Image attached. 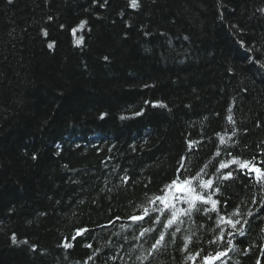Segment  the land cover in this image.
<instances>
[{
    "label": "trees",
    "instance_id": "trees-1",
    "mask_svg": "<svg viewBox=\"0 0 264 264\" xmlns=\"http://www.w3.org/2000/svg\"><path fill=\"white\" fill-rule=\"evenodd\" d=\"M254 168L264 0H0V264H264Z\"/></svg>",
    "mask_w": 264,
    "mask_h": 264
},
{
    "label": "snow or ice",
    "instance_id": "snow-or-ice-1",
    "mask_svg": "<svg viewBox=\"0 0 264 264\" xmlns=\"http://www.w3.org/2000/svg\"><path fill=\"white\" fill-rule=\"evenodd\" d=\"M132 6L133 7L136 6V0H132ZM81 23L83 24L85 22L82 21ZM49 47H52V45H49ZM105 59H107V58H105ZM221 167H227V165H221ZM242 167H247V165L246 164L242 165ZM253 170L256 172L258 178H260L262 175H264V170H262V169L254 168ZM230 175H231V173H229V176ZM208 183L210 185L211 181H209ZM173 184H174V186H175L177 191H184L185 190V185L187 184V182H185V185H181L178 181H174ZM196 198L202 200L204 203H208V200H205L204 197H202V196L201 197H196ZM212 203L215 204L216 201H212ZM131 219H133V220H142L143 217H131ZM229 223H231V221H229ZM221 255H224V253H220L218 256L214 257V259H219V256H221Z\"/></svg>",
    "mask_w": 264,
    "mask_h": 264
},
{
    "label": "rangeland",
    "instance_id": "rangeland-1",
    "mask_svg": "<svg viewBox=\"0 0 264 264\" xmlns=\"http://www.w3.org/2000/svg\"><path fill=\"white\" fill-rule=\"evenodd\" d=\"M181 185H183V184H181ZM186 190H187V185L185 186V190H184V191H186ZM181 193H182V192L177 191L176 188H175V186H174L172 189L169 190L167 196H165V200H166V202H167L169 199H171V198H173L174 196H177V195H179V194H181Z\"/></svg>",
    "mask_w": 264,
    "mask_h": 264
}]
</instances>
